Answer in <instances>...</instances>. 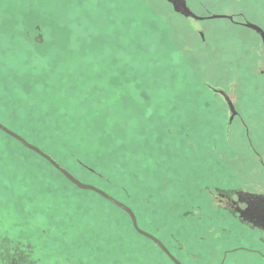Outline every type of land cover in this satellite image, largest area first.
I'll use <instances>...</instances> for the list:
<instances>
[{
    "label": "rangeland",
    "instance_id": "obj_1",
    "mask_svg": "<svg viewBox=\"0 0 264 264\" xmlns=\"http://www.w3.org/2000/svg\"><path fill=\"white\" fill-rule=\"evenodd\" d=\"M185 1L198 17L224 15L233 22L186 19L167 0H112L120 5L115 9L96 0L87 10L91 19L80 14L73 0L56 4L55 12L50 0H0V77L12 82L30 72L19 77L20 83L12 82L18 93L23 91L17 95L9 83L0 82V118L75 179L128 205L141 227L166 234L176 231L177 216H187L193 200L209 204L200 187L208 179L210 161L217 168L226 163L245 182L264 183V170L251 153L264 161L263 48L254 31L234 24L254 20L257 26L264 20V0ZM54 16L66 18L51 21ZM30 18L35 26L24 24ZM105 19L110 23L101 37L97 22ZM55 23L66 25L65 32H55L60 30ZM44 43L52 44L48 48ZM114 80L123 86H111ZM133 90L138 93L132 97L136 104L144 94L151 98L162 93L157 130L168 128L169 150L179 157L165 165L178 178L170 177L171 199L161 196L156 181L140 186V180L120 168L128 153L114 129L127 106L118 97ZM221 90L236 118L216 94ZM65 94L78 99L68 101L66 109L49 104L50 97ZM13 110L19 116L14 120ZM98 121L109 133L107 148L92 135ZM0 149L6 162L0 181V264H157L158 252L135 233L123 211L68 185L43 160L3 136ZM101 175L117 187L103 183ZM120 184L127 196L119 191ZM52 210L62 217L60 224L73 227L69 222H74L75 232L65 230L70 240L62 247L55 239L59 224L53 235L44 234ZM81 227L84 231L77 237ZM166 241L173 246L172 239Z\"/></svg>",
    "mask_w": 264,
    "mask_h": 264
},
{
    "label": "snow or ice",
    "instance_id": "obj_2",
    "mask_svg": "<svg viewBox=\"0 0 264 264\" xmlns=\"http://www.w3.org/2000/svg\"><path fill=\"white\" fill-rule=\"evenodd\" d=\"M53 5L62 4L64 0H50ZM105 4H108L112 8H118L120 5L118 3L112 2V0H104ZM96 0H73V4L80 10V14L86 19H91L88 16V8H90ZM99 27L97 35L103 37L105 33V25L110 23L109 20L105 19L97 22ZM250 24L256 23V21H249ZM261 26H264V20H261L257 24V29ZM63 27V25L61 26ZM260 37L264 38V32L260 33ZM99 59V58H98ZM145 63L151 64V58H145ZM113 87H122L123 85L118 81L114 80L111 82ZM144 89L141 88L140 92L144 93ZM138 93L133 90L131 94L121 93L118 97L120 103L127 106V112L124 114L122 122L117 125L114 129V134L117 136L120 144L124 145L125 150L127 151V156L121 160L120 168L122 171L129 173L131 178L134 180H140L141 185L145 181H156L159 187L161 196H167L168 199L172 198V188H173V179L177 178L175 176V171L166 168L165 165L170 162H175L179 157L172 153L168 147V141L170 137V132L167 127H159L157 118L162 116L163 113L158 110L159 96L162 95H153L151 98L148 94L142 96V103H134L132 97ZM73 99H78L71 95L65 94L61 96H52L49 98V104L60 103L65 109L67 108V102ZM109 118L112 117L111 112L105 113ZM10 133L11 129L7 124L3 122V119L0 118V136H4L5 133ZM92 135L97 138V144L102 148H107L109 145L105 143L106 137L109 135L104 129L103 122H96L95 126L92 129ZM2 151V149H0ZM77 162L80 163L79 159ZM5 160L0 156V181L4 177L5 169ZM83 167V164H81ZM91 170V166H88ZM174 168V164H173ZM100 179H105L106 183H110L107 178L103 175L100 176ZM178 179V178H177ZM112 188H116L115 183H111ZM119 191H125L124 185H119ZM204 191H208L205 187ZM125 195L128 193L125 191ZM212 197V200L215 204L217 210L223 209L228 212L232 217H242L245 220H251L254 222L257 215L264 220V207L257 208L254 203V198H244L240 197L239 193L232 191H217V193H209ZM115 198L113 197V202ZM122 203V202H121ZM144 203H147V199L144 200ZM193 214L198 219L200 217V209L197 207ZM50 219L49 222L44 225L46 236H51L56 232L57 225L59 224L60 232L55 237L57 246H64L70 240V237L65 234V230L69 232H75L74 222L70 221L69 225L60 224L62 217L59 214L52 210L49 213ZM51 217H56L52 219ZM130 223L135 224V218L133 217ZM99 227V225H98ZM138 230V226L136 227ZM83 228L81 227L79 232H76V236L80 237L83 233ZM222 235L228 236L230 234V229L227 226H222L221 228ZM197 239L200 243L204 242L205 237L199 236ZM258 245V246H257ZM158 257L157 264H176L171 253L164 248H157ZM238 254L240 256L238 257ZM238 257L241 264H264V229L261 231V235L257 238L256 243L249 244H236L232 247L224 246L220 251V256L218 260H214V264H227L228 257ZM253 257H258V262ZM193 255V259H195Z\"/></svg>",
    "mask_w": 264,
    "mask_h": 264
},
{
    "label": "flooded vegetation",
    "instance_id": "obj_3",
    "mask_svg": "<svg viewBox=\"0 0 264 264\" xmlns=\"http://www.w3.org/2000/svg\"><path fill=\"white\" fill-rule=\"evenodd\" d=\"M234 24L244 27L243 25L247 23L234 22ZM255 34L259 36L256 32ZM260 75L264 76V71L261 72ZM216 94L220 96L222 101L227 106L228 101L230 102V99L227 97L226 93L221 90ZM237 116L238 114L235 116V118ZM245 125L246 124L244 121H242V126ZM251 153L254 156V161H258L259 166H261V168L264 170L263 159L256 152L252 151ZM224 164V168H217L210 161V167L207 170L209 185L205 186L207 187L208 191L204 192L209 204L200 205V200H193L187 206L188 213H194L197 207L200 209L199 219L193 214H187V216L179 215L175 220L176 231H173L171 234H166L164 232H156L141 227L139 225L138 217L136 214H134L138 227L144 232L158 239L180 264H214V260L219 259L220 251L224 246L232 247L236 244L242 245L256 243L257 238H259L261 235L262 229H264V220H262L259 215H257L253 222L251 220H245L239 216L232 217L223 209H216L209 193L211 192L215 194L218 190L225 192H237L239 193L240 197L254 198V203L258 209L264 207V183L260 185H254L250 184L249 182H245V178L238 176L234 168L228 167L226 163ZM163 207L165 208V206ZM128 220L130 222L129 218ZM222 226H227L230 229V234L228 236L222 235ZM199 236L205 237L203 243H200V241L197 239ZM142 238L151 244L157 251L158 247L152 241L144 237ZM167 238L173 240V246H170V244L166 241ZM193 255H195V259H193ZM239 256L240 254H238V257ZM238 257H228L227 264H241ZM252 259L256 260L257 262L259 260L258 257H253Z\"/></svg>",
    "mask_w": 264,
    "mask_h": 264
},
{
    "label": "water",
    "instance_id": "obj_4",
    "mask_svg": "<svg viewBox=\"0 0 264 264\" xmlns=\"http://www.w3.org/2000/svg\"><path fill=\"white\" fill-rule=\"evenodd\" d=\"M167 2L172 6V9H173V11L176 14H178L181 17L186 18V19H193L195 21L226 19V20H229V21L233 22V18L232 17L224 16V15H212V16L204 17V18L198 17L187 7V4H186L185 0H167ZM243 26L245 28H247V29L255 31L259 36H260V33L263 32L261 28L257 29V26L252 25V24H245ZM261 41H262L263 49H264V38H261ZM228 105H229V108H230V111H231V114H232V118H233L236 115V112L234 111V108H233L231 102L228 101ZM5 135H7L10 138H12L15 141H17L25 149L35 153L36 155H38L39 157H41L42 159L47 161L56 171H58L62 176H64V178L69 183H71L73 186H75L78 190L88 191V192H92V193L98 195L99 197H101L102 199L107 201L108 203L112 204L116 208H118L121 211H123L128 216L130 221L134 217L135 218V224L131 223L134 231L138 235H140V236L152 241L157 247L166 249L165 246L158 239L153 237L152 235L144 232L139 227H138V230H136V227L138 226L137 220H136V217H135L133 211L128 206H126L125 204L119 202L116 199L113 202V198L110 195H108L106 192H104V191H102V190H100V189H98L96 187L81 183L80 181L75 179L68 171H66L58 163H56L50 156H48L47 154L42 152L36 146H34V145L28 143L27 141H25L22 137H20L18 134L14 133L13 131H11L10 133L6 132ZM208 182H209L208 179L204 178V181H203V183H202V185L200 187V190L202 191V193L204 195H205V193H204L205 192L204 191L205 186L209 185ZM174 260H175L176 264H180L175 258H174Z\"/></svg>",
    "mask_w": 264,
    "mask_h": 264
},
{
    "label": "trees",
    "instance_id": "obj_5",
    "mask_svg": "<svg viewBox=\"0 0 264 264\" xmlns=\"http://www.w3.org/2000/svg\"><path fill=\"white\" fill-rule=\"evenodd\" d=\"M137 2H139V1H137ZM140 2H141V0H140ZM42 7H41V9H43L44 7L47 9V7L48 6H43V4L41 5ZM1 7H3L2 5H1ZM44 8V9H45ZM51 8H52V10L55 12V10H58L57 8L58 7H56L55 5H52L51 6ZM43 9V10H44ZM49 13V11H47L46 10V12L45 13ZM51 12V11H50ZM53 12V13H54ZM45 13H42L41 14V16L43 17V19L44 20H46V21H48V17L47 16H45L44 14ZM66 16V15H65ZM56 16H54L52 19H51V21L52 20H57V22H60L61 20H63L64 21V18H66V17H59V18H55ZM46 18V19H45ZM31 20H30V22L31 23H27L25 20H23V22H24V24H26V26L27 25H32V26H35V23H34V19L33 18H30ZM50 21V22H51ZM70 23V20H68L67 22L65 21V24H69ZM55 26H57L56 25V23L54 24ZM63 25V24H62ZM62 25H60V26H57L58 28L57 29H60V30H57V31H55V32H62V31H64L65 32V26L66 25H63V27H61ZM53 29H55L56 30V28H53ZM129 32V31H128ZM55 37V36H54ZM10 39V38H9ZM15 39H19V38H17V37H15V36H13V40H15ZM52 40V39H51ZM59 39H57V40H55L56 42L58 41ZM54 41V40H53ZM1 44V43H0ZM45 44V47H48V45L49 44H52V43H48V44H46V43H44ZM154 45H155V43H150V47L152 48V46L154 47ZM14 46V45H13ZM45 47H44V49H45ZM43 48V47H42ZM49 48V47H48ZM47 52V51H46ZM46 52H45V50H44V53L46 54ZM51 50L47 53V54H49V55H51ZM137 54L138 53H133V56L135 57V56H137ZM61 56V59H63V56L62 55H60ZM10 59V57H8V60ZM27 65V64H26ZM29 66V65H28ZM31 67V66H30ZM30 73V72H29ZM28 72H26V73H23L22 75H16L15 77H13V79L11 80L12 82H17V80H18V83H20V76H22L21 78H23V77H25L27 74H29ZM29 76V75H28ZM9 79V78H8ZM0 82L2 83V85H6V84H8L7 86L11 89V91H13L14 93L13 94H15V95H17V94H19L18 93V91L15 89V88H18L19 86H17V84H15V83H12V82H10V79H9V81H6L5 80V78L4 77H0ZM200 83L201 84V80H197L196 82H195V84L196 83ZM23 92V91H22ZM21 92V93H22ZM14 111V110H13ZM14 115L12 116L13 117V120L14 119H17V118H19V116H18V114L14 111V113H13ZM22 120H23V117L21 116L20 117ZM13 120L10 122V123H13ZM11 126V125H10ZM12 128H14L13 126H11ZM10 128V127H9ZM11 129V128H10ZM16 129H18V128H16ZM19 130V129H18ZM11 131H13L14 133H16V134H18L20 137H22L25 141H27L28 143H30V144H32V145H34V146H36L35 144H34V142H32V140H31V142L28 140L29 138H28V136H26L25 134H23L22 132V134L24 135V137L23 136H21L19 133H17V132H15L14 130H12L11 129ZM20 131V130H19ZM27 135H29V134H27ZM25 136H26V138H25ZM3 137H5L7 140H9V141H11V142H13L15 145H17V146H19V147H21V148H23V149H25L22 145H20L17 141H15L14 139H12V138H10L9 136H7V135H4ZM28 138V139H27ZM37 148H39L42 152H44L40 147H38V146H36ZM124 150H125V147L123 148ZM26 151H28L27 149H25ZM28 152H30L33 156H35V157H37L38 159L40 158L41 160H43L44 161V163H46L51 169H53L54 170V172L55 173H57L58 175H59V177L64 181V182H66L68 185H70V186H72V187H74L71 183H69L65 178H64V176H62L58 171H56L47 161H45L44 159H42L41 157H39V156H37L35 153H33V152H31V151H28ZM122 152V151H121ZM127 152V151H126ZM45 153V152H44ZM46 154V153H45ZM60 165V164H59ZM61 166V165H60ZM214 166H216V164H214ZM62 167V166H61ZM62 168H64V167H62ZM65 169V168H64ZM66 170V169H65ZM66 171H68V170H66ZM69 172V171H68ZM87 172H91V171H87ZM70 173V172H69ZM92 173V172H91ZM71 174V173H70ZM87 174V173H86ZM72 175V174H71ZM73 176V175H72ZM74 178H76L75 176H73ZM103 183H106L105 182V180L103 181ZM106 184H111V183H106ZM75 188V187H74Z\"/></svg>",
    "mask_w": 264,
    "mask_h": 264
}]
</instances>
